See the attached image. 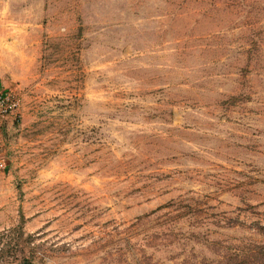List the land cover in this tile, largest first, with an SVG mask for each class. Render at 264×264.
Masks as SVG:
<instances>
[{
  "label": "rangeland",
  "instance_id": "1",
  "mask_svg": "<svg viewBox=\"0 0 264 264\" xmlns=\"http://www.w3.org/2000/svg\"><path fill=\"white\" fill-rule=\"evenodd\" d=\"M0 264H264V0H0Z\"/></svg>",
  "mask_w": 264,
  "mask_h": 264
},
{
  "label": "built area",
  "instance_id": "2",
  "mask_svg": "<svg viewBox=\"0 0 264 264\" xmlns=\"http://www.w3.org/2000/svg\"><path fill=\"white\" fill-rule=\"evenodd\" d=\"M22 99L20 94L0 83V174L7 169L6 143L3 141L4 131L20 117Z\"/></svg>",
  "mask_w": 264,
  "mask_h": 264
}]
</instances>
